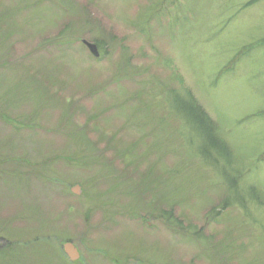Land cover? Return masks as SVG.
Returning a JSON list of instances; mask_svg holds the SVG:
<instances>
[{"label": "rangeland", "instance_id": "obj_1", "mask_svg": "<svg viewBox=\"0 0 264 264\" xmlns=\"http://www.w3.org/2000/svg\"><path fill=\"white\" fill-rule=\"evenodd\" d=\"M262 39L264 0H0V264H264Z\"/></svg>", "mask_w": 264, "mask_h": 264}, {"label": "trees", "instance_id": "obj_2", "mask_svg": "<svg viewBox=\"0 0 264 264\" xmlns=\"http://www.w3.org/2000/svg\"><path fill=\"white\" fill-rule=\"evenodd\" d=\"M255 1H257V0H253V2H255ZM259 44H260V46L264 45V39L259 40V42H257V45H259ZM242 52H243V50L240 51V53H238V55L234 56L229 61L227 66L224 67L223 70L231 69L233 63L236 62L239 59V55L242 54ZM188 102L189 103L187 105H185L184 109H185V112H190L191 113L192 117L195 119L194 123L197 124L199 127L200 126H203L204 128L209 127L212 122L209 121V118H208L207 114L202 111L200 105L196 101L192 100L191 97L188 100ZM205 133L207 134V136H209V132H205Z\"/></svg>", "mask_w": 264, "mask_h": 264}, {"label": "water", "instance_id": "obj_3", "mask_svg": "<svg viewBox=\"0 0 264 264\" xmlns=\"http://www.w3.org/2000/svg\"><path fill=\"white\" fill-rule=\"evenodd\" d=\"M82 42L86 45V47L88 48V50L90 51V53H92L95 57L98 56V52L96 49V45L91 43V42H87L85 40H82ZM73 192H77L78 191V187H74V189L72 190ZM64 252L65 254H67V256L71 259V260H75L77 259L78 256V250L76 249V247L71 243V242H66L64 245Z\"/></svg>", "mask_w": 264, "mask_h": 264}]
</instances>
